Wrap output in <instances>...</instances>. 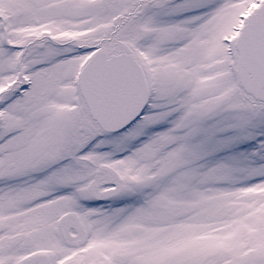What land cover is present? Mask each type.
I'll use <instances>...</instances> for the list:
<instances>
[{"label": "snow or ice", "instance_id": "6c2138e0", "mask_svg": "<svg viewBox=\"0 0 264 264\" xmlns=\"http://www.w3.org/2000/svg\"><path fill=\"white\" fill-rule=\"evenodd\" d=\"M0 264H264V0H0Z\"/></svg>", "mask_w": 264, "mask_h": 264}]
</instances>
